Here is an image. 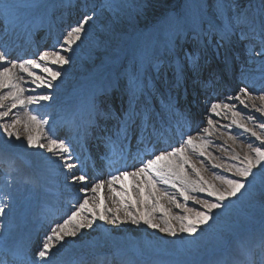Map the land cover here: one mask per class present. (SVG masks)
I'll return each mask as SVG.
<instances>
[{"label":"snow or ice","instance_id":"snow-or-ice-1","mask_svg":"<svg viewBox=\"0 0 264 264\" xmlns=\"http://www.w3.org/2000/svg\"><path fill=\"white\" fill-rule=\"evenodd\" d=\"M10 6L4 4V0H0V12L7 10ZM93 17L91 15L85 14L80 21L75 26H69V29L63 36V47L59 50L53 49L51 51H44L39 54L38 59H27L24 62L19 64V71L25 73L27 76L32 77V83L36 81H41L44 83V77L38 75L35 71L31 69H38L43 71L50 77L47 80V88L51 89L53 87V82L57 81L58 78L62 76V72L59 70H53V68L48 67L47 64L50 62L52 65H58L63 67L71 64V56L64 55L63 53H72L74 51L73 45L77 44L82 40V35L86 34V26L92 21ZM235 27L234 24L229 21L223 26L224 35L227 36L229 32ZM256 55H264V52L256 53ZM191 60V57H190ZM38 61L45 62L44 64L39 63ZM195 63V61H192ZM17 68L15 62H10L7 54L0 51V89H9L4 98H10L12 103L8 108V111L0 113V116L7 117L9 112L12 109L17 108L18 105H25V99L20 95L24 91L23 88L19 86L18 80L23 79V77H18L14 73V69ZM261 72L264 74V64L261 65ZM212 82V77L210 76L208 80L202 82V86H207ZM37 87H40L41 84H37ZM244 96L249 98V89L243 88L240 90ZM260 101H264V94L256 97ZM51 97L49 95H38V96H28L27 103L32 104L38 101H48ZM229 101H239L241 105L245 108L248 107V104L241 99L240 95L228 96L226 97ZM3 107V105H0ZM225 109H233V116H239L240 111L235 110V103H225L223 104ZM221 108L220 102L210 103L209 111L215 116H219V109ZM253 108L256 112L264 114V104L260 107H256L253 104ZM105 117L111 118L114 113H103ZM137 117V113L134 110H129L123 115L116 117L118 120L117 130L115 133V138H110V143L114 147V154H118L120 159H123L124 154V145L121 142V137L123 140H127L128 134L132 131L134 121ZM249 120H255L254 116H248ZM27 120L33 124L41 125L46 124L47 121L40 118L37 114L29 113ZM19 120L13 121L11 124L4 127V134L8 138L15 136L17 140L20 139L19 133H14L10 130L13 128L16 123H19ZM180 127L183 128L188 124L187 120L183 122H178ZM232 124L236 125L238 129H243L245 133H250L252 137H255L256 141H259V145H254L253 142L242 140V143L247 144L248 152L244 155L240 167H235L230 165L228 167L229 172L235 171L236 176L240 179H226L223 176H216V179L220 180L226 188L222 190H217L211 185H207L206 181H203V177L200 176L198 170L190 164L188 159V154H198L201 159V163H205L208 159L206 156V149L209 146L210 141L206 139V135L210 136L212 133L210 128L205 126L197 131V135L192 134H182V142L177 146H170L168 149L160 150L158 152H153L147 158L139 160V164L134 166L131 170H118V174L112 175L108 180H99L96 183L89 186L87 191L92 193H101L103 196V189L105 184L109 186V189L114 195L127 197L126 191L118 192L115 187H113L117 182L123 186V179L125 177H143L141 183L150 186V194L144 195V190L142 188L138 189L140 194L144 197V201L149 202L155 192H160L163 196H167L173 203H175L176 208L180 209L182 205L175 200V197L170 195L167 192V187L176 189L180 196L183 197V200L187 202L189 199L194 200L197 204L202 205V210H193L188 208L186 205L184 207L185 212L195 211V215H185L182 217H174L175 219L180 220V229L179 232L181 235L189 236L195 238L200 231L205 227L210 226V221L214 220L216 217L214 213L223 211L227 204L226 202H231L232 200L238 198V195L241 194L242 190L246 189L250 178H254L255 170L264 169V121H261L259 124L254 125V127L260 129V133L257 131L248 128L246 125L239 123L237 120H232ZM208 125H213V120H208ZM228 127V126H225ZM233 137L230 135L229 139ZM27 146L39 147L44 149L46 146L43 143L39 142L38 137L32 135L27 136ZM47 150L59 159L64 161V168L71 172L72 169L76 168L78 165L74 162V157L71 155V147L66 145L62 140L56 138L48 139ZM233 158L239 159L238 156ZM109 159H111L109 157ZM212 168L219 167V165L211 164ZM191 168V171L194 172L198 177L199 181H189L187 179L188 169ZM215 175V173H214ZM72 183L77 181L81 184L87 183L88 178L81 174L76 176L74 173L70 177ZM192 185V191H198L200 193H206L207 197L211 199L200 200L198 197H191L188 192V186ZM207 185V186H205ZM167 186V187H161ZM84 191V189H81ZM103 202V200H101ZM135 205V201H133ZM88 206L87 196L83 199L82 203L73 206V209L70 210L69 214L62 218L60 222H56L54 226L50 227V234L46 233L43 240L39 242L34 251L28 250L26 247L19 251L16 254L15 264H58L57 256L60 247L67 242V239H75L77 232L85 228H91L95 219L97 218L96 213L89 209L92 212V218L81 217V213L85 211ZM158 204H153V208H158ZM5 207H0V215L5 213ZM161 212H165L163 208H159ZM110 211V210H109ZM129 215L132 217V222L137 223L136 216L129 212ZM98 219L101 221H106L108 217L101 212L98 216ZM118 219V217H117ZM142 219L145 225L152 229H158L161 233L170 235L173 239L177 237L176 230L165 222V227H160L159 224L153 222L148 213L142 214ZM186 221V223H185ZM71 226V227H70ZM0 264H4L3 261H0Z\"/></svg>","mask_w":264,"mask_h":264},{"label":"rangeland","instance_id":"rangeland-1","mask_svg":"<svg viewBox=\"0 0 264 264\" xmlns=\"http://www.w3.org/2000/svg\"><path fill=\"white\" fill-rule=\"evenodd\" d=\"M115 1L109 4V7H111V9L115 4ZM226 1L227 2L224 3V5L218 9V10H222V15H223L222 17L225 18L226 22L230 21L229 18L231 17H233L234 20H238L237 14L238 13L240 14V10L242 9V4H239L238 6V4L236 3L238 0H226ZM154 4H155L154 7L156 9L152 8V5H150V0H119L116 6L112 10L108 9L107 5L103 6L104 9H101V11L104 15V18H102L103 20L100 21H106V29L108 27L111 33L108 34L109 35L108 36L104 34L105 32H101L103 36L101 39L96 40V42H94L93 39L94 36L86 40L85 34H83L82 40L80 42H77V44L73 45L74 51L72 53H64L65 55L71 56V64L66 65L67 67L69 66V68L67 69L69 70L70 74L61 71L62 75H70L71 79L69 80V82H76L80 76H83L82 72L84 70H87L88 68L93 70L98 67H103L105 63H110L116 56H118L117 54L118 51L116 52V50H119L118 43L120 44L123 37L125 36V35L123 36V32L127 31L129 33L131 29L134 28L136 29V27L140 25V22L143 23L149 21L150 20L148 18L149 14L151 15L155 14L157 12L156 10H158L157 8L159 7L160 9L162 7L161 5L162 3L160 0H157V2L155 1ZM233 4L235 6H233ZM226 9L228 11H226ZM257 14L260 15L259 10ZM261 14L262 17H260V19L264 20V11ZM243 15L246 18L248 17L246 13H243ZM250 16L256 17L255 12L251 11ZM250 23L251 21H247L243 19L241 25L248 28L250 31L258 33V31L255 28L249 26ZM260 23H261L260 26L262 24L264 25L262 21ZM92 26H93L92 23L91 24L89 23L86 27L88 29H91ZM174 28H176V26ZM234 28L237 29L236 25ZM261 37L264 40V35ZM107 38L108 40H106ZM106 43H108L106 46H102L105 45ZM248 45L250 46V44ZM63 46L64 45H62V47ZM100 46H102L103 48H101ZM256 57H258V60L255 61V63L252 62L251 64V70L254 71L256 65L264 64V55H259ZM70 66L72 69H70ZM44 74H45L43 75L44 77L46 78L48 77L50 79V77L47 76L46 73ZM57 85L59 86L60 84ZM251 102L253 104H257L258 107L264 104V101L256 102L255 100H251ZM235 110L237 111L241 110L244 113L245 112L248 113L250 110L249 104L248 107L245 108L238 101ZM257 113L264 121V114H261L260 112H256V114ZM2 120L3 117L0 116V122ZM4 127H5L4 124L0 125L1 139L7 137L4 133H1L2 130H4ZM14 129L20 131V127L10 128L11 131H13ZM250 129H253L258 133H260L259 128L254 127ZM23 132L25 131L23 130ZM224 136L225 133L223 132V130L220 131L217 130L215 134V139L217 143L215 144V146L212 147V150L215 152V155L212 151L209 154L206 153L208 159L205 162L219 165V167L212 168L210 166L208 170H206V168L202 166L201 168L203 171L200 168H195L201 173V177H202V173L207 172V176H206V178L208 179L207 185H211L217 190H222L226 188V185H224L220 180L216 179V176H223L226 179H240V177L236 176L234 170L232 172H229L228 167L230 165H234L235 167L242 166L241 161L244 155L248 152L246 143L242 144L239 142H234ZM15 139H16L15 136H13L11 139H8L11 145L13 144L16 145L20 142L19 140H15ZM250 139L252 141L249 142H253L254 145L260 144L259 141L255 140V137L251 136ZM234 156H238L239 159L233 158ZM192 164L195 165V163ZM210 168L215 170V175L214 173H212V169ZM247 184H248L247 188L242 190L241 194L238 195V198L232 200L231 202H226L227 207L223 211L214 213V216L216 218L210 221V226L205 227L202 231L198 233V235L195 238L181 235L178 230L176 231L177 237L175 238L176 240L175 246H171V247L167 246L163 239H162L163 240L162 245H165L166 248H168L171 251L170 254L190 256L192 254L198 255L199 253L204 252L206 249L218 248L224 243L228 242L230 236L232 235V231L234 229L233 223H235L236 225H248V223L251 222V219L253 220L256 219V217L259 216L261 212H263V210H260L262 205L260 203L263 199L262 194L264 193V169L255 170L254 178H250ZM238 207L243 209L244 213L242 214V216H239ZM198 209L202 210V206L201 208ZM110 217L112 219L114 218L112 216ZM79 219H83V217ZM114 221L119 225L121 231L122 229H125L124 221L126 220L124 216H119L118 219L116 220L114 219ZM157 233H158V237H162L164 234V233H160L159 231ZM172 243H174L173 240Z\"/></svg>","mask_w":264,"mask_h":264},{"label":"bare ground","instance_id":"bare-ground-1","mask_svg":"<svg viewBox=\"0 0 264 264\" xmlns=\"http://www.w3.org/2000/svg\"><path fill=\"white\" fill-rule=\"evenodd\" d=\"M107 1V0H106ZM118 1V0H117ZM155 1L157 2V0H150V5H152V7H154V3H155ZM160 1H162V0H160ZM203 1H205V0H203ZM169 2H174V3H180L181 4V1L180 0H169ZM45 3V2H44ZM215 7H217L216 6V4H215V2H212L211 3V5H210V8H215ZM70 9L69 10H67V12L68 13H70L71 14V16L73 17V18H77L82 12H83V9H80V8H72V7H69ZM87 8V7H86ZM190 9H191V12H193V14H194V16H196L197 14H198V12L199 11H201V9H199V8H197V7H190ZM262 10H264V6H262ZM157 11V10H156ZM189 12V10H186L185 8H183V9H181V10H179L177 13H174L173 12V9H168V11H167V13H168V19L171 21V22H173L174 24V26H176V28H180L181 29V27H180V23L181 22H183L184 20H182V19H186L187 20V18H189V16H190V14L188 13ZM92 17H93V19H92V21H91V23H92V28L91 29H88L87 27H86V34H85V39L86 40H88L89 38H91L92 36H94L93 37V39H94V42H96V40H99V39H101L102 38V36H103V34L101 33V32H105L104 34H106V35H108V34H110L111 32H110V30H109V28L107 27V29H106V21H100V20H103L102 18H104V15H103V13H102V11H101V8H99L98 10H97V12H96V14H95V12L93 11L92 12V14H90ZM221 15V13L220 14H217V16L219 17ZM211 17H214V16H211ZM182 18V19H181ZM191 18H193L192 17V15H191ZM174 19V20H173ZM191 20V19H190ZM213 22L215 23V24H217V22L215 21V20H213ZM166 26V25H165ZM185 26H187V24L185 25ZM185 26H183V27H185ZM182 27V28H183ZM139 28V27H138ZM160 28H161V25H160V27H159V31H160ZM171 28H172V25L171 24H169V29H168V31L169 30H171ZM134 31H137V29H131L130 30V32L131 33H133ZM180 34V33H179ZM179 34H178V37H179ZM109 36V35H108ZM107 36V37H108ZM115 36V35H114ZM138 36V35H137ZM249 36H250V38H248L247 37V35H246V37L243 39V41H246V40H248V41H259L256 37H255V35H252V34H249ZM213 37H214V35H213ZM220 38H222V39H224V41L225 40H228V39H230L231 38V36L228 34L227 36H225L224 34H222V35H220ZM214 39H216L215 37H214ZM106 40H108V38L106 39ZM243 41H240L237 37H232L231 38V42H235V43H240V42H243ZM108 43H106L105 45H102V46H106ZM102 46H100L101 48H103ZM195 49H197V48H195ZM144 50L143 49H139V51H138V55H136V54H132L131 56H133L134 58H139V59H142L140 56L142 55V52H143ZM136 55V56H135ZM254 60H257V58L255 57L254 58ZM39 63H41V64H43L42 63V61H38ZM19 64L20 63H17V68L16 69H14L13 71H14V73H16V75L18 76V77H23V79H29V76H27L25 73H21L20 71H19ZM220 65H222V63H220ZM249 67V63H247L246 64V66H245V68H248ZM213 68V67H212ZM217 68H214L213 69V71H214V74L215 75H217L218 76V74L215 72V70H216ZM32 71H36V70H34V69H31ZM221 70V69H220ZM263 77L261 76V77H258L257 78V80H261ZM22 79V80H23ZM261 94H264V91H262L261 92ZM261 94H257L256 96H255V101L256 102H261L259 99H257L256 97H258L259 95H261ZM4 97H5V93H3V90H1L0 91V105H3V107H0V111L2 112V111H4V110H6L7 108V106H8V103L7 102H5L4 101ZM27 97L28 96H26L25 97V102L27 103ZM56 100L58 101V103H68V100H67V98L65 97V96H60V97H57L56 98ZM54 109H57V106L56 105H53L52 107H51V109L48 111V112H46L45 113V115H48V114H51L53 111H54ZM17 110V109H16ZM18 111V110H17ZM8 116H9V114H8ZM7 116V117H8ZM220 118H221V120L223 121V120H225V122L226 123H230V122H232V120H237L239 123H242V120H241V118H239L238 116H233L231 113H230V111H229V109H225L224 107L222 108V114H221V116H220ZM243 124V123H242ZM23 125L25 126V127H27V128H29V129H31V132L33 133V132H35L37 135H41L40 133H42V131H43V128H44V124H41V125H36V124H33V123H31V122H29L28 120H27V116H25V120H24V122H23ZM236 126V125H235ZM237 127V126H236ZM30 132V131H29ZM25 136V139L27 138V136L28 135H24ZM44 135H41V138H40V141L42 142V141H44ZM32 148H36V147H32ZM32 148H30V147H28L27 146V144L25 143L24 145H23V151L24 152H27V151H29V150H31ZM40 154H41V152H39ZM53 156V153H48V155L44 158V159H46V158H51ZM40 158H43V157H40ZM190 172V171H189ZM188 172V173H189ZM187 179L189 180V181H196L195 180V178H194V176L192 175V174H188L187 175ZM190 186V185H189ZM104 189H106V188H104ZM195 193H197L196 191H195ZM107 194H109V193H107ZM198 194V193H197ZM199 195V194H198ZM110 199H112L111 197H110ZM204 199V198H203ZM165 202V204H166V206H165V214H167V216H168V219H169V221L172 223V224H174V223H176V225H177V227H176V229L177 228H180L179 227V225H180V220H178V219H175L174 217H179L177 214H175V212L173 211V203H170V202H167V201H164ZM166 209H168L169 211H166ZM104 225L106 226V227H104V228H101L103 225L102 224H99V226H97L96 228H94L93 227V231L94 230H97V231H99V235L103 238V236L105 235V234H107L109 231H112L113 230V228H114V230H116L118 227V225L117 224H114L112 221H110V220H106L105 222H104ZM145 233H146V237L148 238V239H150V240H152V239H154V233H153V231L151 230V229H149L148 231L146 230L145 231ZM77 234H78V232H77ZM90 234V232H88V228L87 229H85V230H83L80 234H78V235H76V237H80V236H84V235H86V236H88ZM80 235V236H79ZM76 237H75V239H76ZM232 259L233 260H235V261H237V263L238 262H241V258H238V257H235V256H233L232 255ZM187 262H191L192 263V261H190V260H188Z\"/></svg>","mask_w":264,"mask_h":264}]
</instances>
